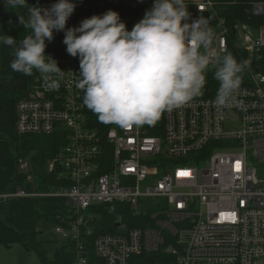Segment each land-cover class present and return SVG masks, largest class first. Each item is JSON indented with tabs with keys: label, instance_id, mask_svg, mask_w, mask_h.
<instances>
[{
	"label": "built area",
	"instance_id": "1",
	"mask_svg": "<svg viewBox=\"0 0 264 264\" xmlns=\"http://www.w3.org/2000/svg\"><path fill=\"white\" fill-rule=\"evenodd\" d=\"M55 2L47 0L48 7ZM73 3L67 28L78 27L85 14L112 10L105 0ZM186 3L189 23L208 13L217 17L214 59L234 50L247 61L231 106L219 108L215 98L200 95L152 124L102 123L83 104L79 59L67 53L62 31L54 50L45 52L64 71L59 88L44 87L34 70L32 89L17 104L19 135L64 136L66 145L48 160L47 171L69 186L0 199H65L70 209L55 233L74 244L72 264H143L134 259L161 251L169 264H264V24L229 23L214 0ZM141 5L119 2L125 11ZM245 13L264 22V2H250ZM31 171L30 161L19 159L18 172L32 183ZM106 217L114 231L96 235Z\"/></svg>",
	"mask_w": 264,
	"mask_h": 264
},
{
	"label": "clouds",
	"instance_id": "2",
	"mask_svg": "<svg viewBox=\"0 0 264 264\" xmlns=\"http://www.w3.org/2000/svg\"><path fill=\"white\" fill-rule=\"evenodd\" d=\"M5 4L28 13L27 18L18 15L29 32L19 43L0 35V44L13 49L11 69L26 76L35 70L44 87L58 89L64 71L45 48L54 31L64 32L67 53L79 59L76 86L84 93L83 104L102 123L121 127L155 123L165 111L202 95L210 64L219 82L213 101L217 107L231 106L241 87L247 61L238 62L231 53L214 59L209 50L217 34L208 18L187 22L191 14L186 0H154L130 31L113 10L67 28L76 8L73 0H56L48 8L29 6L28 0Z\"/></svg>",
	"mask_w": 264,
	"mask_h": 264
},
{
	"label": "trees",
	"instance_id": "3",
	"mask_svg": "<svg viewBox=\"0 0 264 264\" xmlns=\"http://www.w3.org/2000/svg\"><path fill=\"white\" fill-rule=\"evenodd\" d=\"M89 2L91 0H77ZM144 5L135 10L125 11L119 7L120 0H105L106 4L120 14L121 20L126 23L128 30L144 17L151 9L154 0H142ZM222 3L219 13L229 23L240 19L242 22L263 25L262 18L250 20L245 13V6L250 2L264 0H214ZM29 6L48 8L47 0H28ZM27 9H15L3 5L0 7V35H8L17 39V43L29 34L19 22V16L27 18ZM100 12L85 14V18L92 15H102ZM203 17L209 19V25L217 32V17L208 13ZM59 32L54 31V39L46 41L45 52L54 50L59 40ZM234 53V50L231 51ZM264 54V51H263ZM236 60L242 61L232 54ZM14 59L13 49L0 44V195L15 194L22 190L26 194H42L53 192L69 183L61 182L54 173L47 171L49 159L57 156L66 145L64 136H21L16 130V108L19 101L28 97L33 83L35 72L31 76L15 72L10 63ZM259 69L264 73V57ZM214 68L206 72V83L202 90L204 98H215L219 82L214 79ZM245 69L241 74L245 78ZM244 81H242L243 83ZM111 126V124H109ZM108 125L107 129L110 127ZM159 135L160 132H150ZM24 158L32 164L31 175L33 182H28L27 175L18 172V161ZM70 207L67 201L55 197H21L8 200L0 199V245L11 247L21 244L29 253H36L42 264H72L74 244L63 243L55 252L54 261H50L42 243L37 239L38 225L43 222L55 225H64L61 215L66 214ZM102 229L98 234L112 233L115 229L112 217H106L101 223ZM134 227H137L136 225ZM163 251L156 254H144L136 257L135 262L143 264H169L171 260ZM172 264V263H171Z\"/></svg>",
	"mask_w": 264,
	"mask_h": 264
},
{
	"label": "rangeland",
	"instance_id": "4",
	"mask_svg": "<svg viewBox=\"0 0 264 264\" xmlns=\"http://www.w3.org/2000/svg\"><path fill=\"white\" fill-rule=\"evenodd\" d=\"M200 1V0H186ZM234 127V126H233ZM233 127H229L232 130ZM235 130V128H234ZM202 167V166H200ZM259 177L264 178L263 171L259 172ZM56 225L49 222H43L38 225V241L42 243L47 257L50 261H54L56 250L62 246L64 240L55 233ZM0 264H42L39 256L32 252L29 253L23 245L16 244L11 247L0 245Z\"/></svg>",
	"mask_w": 264,
	"mask_h": 264
},
{
	"label": "snow or ice",
	"instance_id": "5",
	"mask_svg": "<svg viewBox=\"0 0 264 264\" xmlns=\"http://www.w3.org/2000/svg\"><path fill=\"white\" fill-rule=\"evenodd\" d=\"M236 167H237V169H239V167H240L239 162L237 163ZM182 175H187V173H182Z\"/></svg>",
	"mask_w": 264,
	"mask_h": 264
},
{
	"label": "water",
	"instance_id": "6",
	"mask_svg": "<svg viewBox=\"0 0 264 264\" xmlns=\"http://www.w3.org/2000/svg\"><path fill=\"white\" fill-rule=\"evenodd\" d=\"M0 79H2L1 77H0ZM171 250L170 249H168V252H170Z\"/></svg>",
	"mask_w": 264,
	"mask_h": 264
}]
</instances>
